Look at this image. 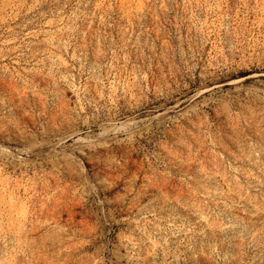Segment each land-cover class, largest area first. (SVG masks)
I'll list each match as a JSON object with an SVG mask.
<instances>
[{"label":"rangeland","instance_id":"374dc122","mask_svg":"<svg viewBox=\"0 0 264 264\" xmlns=\"http://www.w3.org/2000/svg\"><path fill=\"white\" fill-rule=\"evenodd\" d=\"M0 264H264V0H0Z\"/></svg>","mask_w":264,"mask_h":264}]
</instances>
